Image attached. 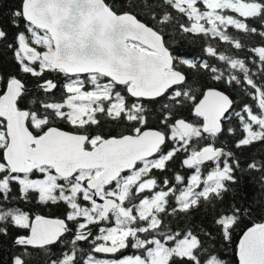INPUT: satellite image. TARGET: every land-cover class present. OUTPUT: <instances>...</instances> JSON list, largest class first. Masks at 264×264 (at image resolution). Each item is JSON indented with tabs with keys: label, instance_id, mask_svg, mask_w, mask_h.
<instances>
[{
	"label": "water",
	"instance_id": "water-1",
	"mask_svg": "<svg viewBox=\"0 0 264 264\" xmlns=\"http://www.w3.org/2000/svg\"><path fill=\"white\" fill-rule=\"evenodd\" d=\"M22 15L32 28L46 32L52 50L39 51L29 45L20 47L23 58L39 60L65 76L99 75L116 86H125L135 100L157 99L185 82V74L173 67L178 57L165 46L161 34L129 12L115 13L103 0H23ZM133 42L146 50L129 45ZM48 87L54 85L49 82ZM20 84L13 79L7 93L0 97V117L6 119L8 136L3 149L4 165L16 176L29 174L34 166L46 167L59 179H71L80 170H101L86 182L92 201L102 207L105 218L117 206L113 198H101L95 191L133 170L136 164L159 154L167 136L154 128L136 134L108 137L91 150L84 147L87 136L56 126L34 135L28 126L29 113L16 103ZM232 99L218 88L206 89L193 107L201 118L200 131L216 136L230 113ZM264 112V104L261 105ZM174 127L188 135L192 125L178 119ZM222 148L205 145L192 155L195 165L216 160ZM67 231L64 220L38 216L31 222L26 244H47ZM86 237V234H78ZM122 245H101V251H115ZM242 264H264V223L248 228L236 246V259Z\"/></svg>",
	"mask_w": 264,
	"mask_h": 264
},
{
	"label": "snow or ice",
	"instance_id": "snow-or-ice-1",
	"mask_svg": "<svg viewBox=\"0 0 264 264\" xmlns=\"http://www.w3.org/2000/svg\"><path fill=\"white\" fill-rule=\"evenodd\" d=\"M165 2L167 3L169 0H165ZM261 2L264 3V0ZM20 5V7L12 6L6 11H0V44L6 48V52L0 54V97L7 93L10 81L15 79L19 82L21 89L16 100L18 107L28 110L30 116L32 112L39 115L57 93H62L67 77H62L60 73H56L54 70L41 68L42 62L39 60H29L27 56L21 59L17 55L21 51L18 42L21 35L29 37L27 40L29 44L34 43L31 34L25 27L26 22L22 15L23 0H20ZM128 6H134V0H128ZM138 6L142 8V15L148 16L151 20L157 19L156 14L151 12V9L157 5H150L149 0H140ZM4 7V0H0V9ZM158 23L167 24V18L158 21ZM160 31L162 39L170 46L171 52L176 57H197V50L191 46L192 41L188 39L189 33L183 29L177 32L174 27L168 29L163 26ZM38 47L42 48L43 45ZM212 71L214 72L215 69ZM212 78L219 83L215 77ZM185 80L188 81L186 91L181 95L187 100L188 94L199 93L201 87L198 78L195 76H186ZM49 82L54 87L49 88ZM168 99L174 103H160L159 99L145 100V104L150 105L149 108L145 109V112H153L150 119L167 126L169 133H171L174 125L172 113L182 107V104L180 96H168ZM190 115L195 116V113H190ZM236 116L242 117L243 113L238 109ZM179 118L183 119L184 117ZM106 119L115 121L117 118L109 116ZM145 120L147 122V116ZM98 123L103 126L101 121ZM240 123L243 124V119L240 120ZM6 124V119L0 117V129L6 128ZM29 127H31L30 122ZM228 128L229 126L226 125L225 129ZM239 131L240 137L233 141L231 151L222 153L219 159L202 162L206 166L228 168L231 179L223 181V187L210 194L209 197H200V200L187 210L189 212L199 210L197 215L186 216L182 221L163 225L167 230L150 233L144 238L145 242H133L134 237H130L124 247L111 252L101 251L95 247L97 242H104L100 237H97L96 240H89L88 237H85L83 241H79L72 235L76 230L73 220L78 219V217L70 216L72 208L67 201L61 199L41 200L39 192L34 189H30L29 194H22L19 183L9 180L7 196L5 190L0 188V242L8 241L7 247L4 249L8 253L7 259L0 258V264H29L30 261L37 260H39V264H91L92 261H95L96 264H104L108 260L119 261L126 257L135 258L137 256L147 261L151 256L149 250L159 247L160 244L167 246L168 250L172 252L168 264H227L221 258L226 253L220 249L222 245L231 243V236L225 235L223 231H221L220 236H217L212 226L223 229L224 222L231 221L232 227L235 228L238 226V221L247 219V226L241 230L236 241V244L239 245L248 227H251L253 223L264 222V148L257 147L261 143L260 141L241 145L238 140L243 138V127ZM4 134L6 137L8 136L7 131ZM227 135L236 137V132L227 131ZM171 139L169 136V143L164 145L165 153L173 146L170 142ZM212 142L215 143V136H212ZM227 143L228 141L225 140L224 144ZM186 147L185 149L177 148V152L184 151L186 155ZM3 162H5L3 148H0V163ZM168 163L170 164L171 161ZM179 167L191 169L194 166H185L181 161ZM157 171L162 172L165 169H158ZM7 173L8 169L0 171V180H3ZM12 174L16 175V173ZM36 175L41 174L34 170L32 176ZM167 179L165 176L164 181L166 182ZM175 182L181 183L179 180ZM165 187H167V183H165ZM209 213H211V225L203 222ZM21 215L28 217L29 223L27 225L16 223L17 217ZM36 216L64 220L67 231L61 232L56 239L50 240L46 245L23 243L20 238L30 235L31 221ZM197 221L200 222L197 223ZM97 231L103 230L97 229L90 235H96ZM151 236H155L156 239H151ZM65 237L68 238L65 239ZM188 238L196 241L191 254L187 256L177 255L174 251L175 246L182 239ZM77 244H80V247H76ZM0 247H3L2 243H0ZM13 249L16 251H12ZM34 253H38V255ZM236 264H242V261L237 258Z\"/></svg>",
	"mask_w": 264,
	"mask_h": 264
},
{
	"label": "trees",
	"instance_id": "trees-1",
	"mask_svg": "<svg viewBox=\"0 0 264 264\" xmlns=\"http://www.w3.org/2000/svg\"><path fill=\"white\" fill-rule=\"evenodd\" d=\"M103 1L115 13L129 12L133 14L138 20L152 27L159 34H161V36L162 33L160 28L162 26L168 29L174 27L177 32L183 29L186 33L190 34L188 39L192 41L191 46L197 50L196 58H180L184 61L190 60L191 63L189 65H184L178 61H174L173 67L182 71L185 74V77H197L198 82L200 83L201 91L199 93L188 94V99L185 100L184 96L181 95L186 91L188 81L185 80L181 86H178L167 92L164 96L157 98L160 100V103L172 104L174 102L169 100L168 96H180L182 107L172 113L173 120L175 122L180 119L179 117H184L183 119L192 125V130L189 133L188 139H185L184 141L171 139L170 142L173 146L167 152L168 156L167 153L164 152V146L161 148L159 152L160 155L166 154V160L164 161L162 168L165 169V171L161 172L157 171L158 169H151L145 175V178L152 179L156 186L161 187L164 185L162 189L164 191L168 190V193L165 198L164 209L160 211L158 216L155 218L157 224L149 226L151 228L146 229L145 232H137L136 242H141L144 241V238L149 236L150 233L167 230L163 227V225H167L169 223L174 224L176 221L184 220L186 216L197 215L199 210L192 212L187 210L192 208L200 200V197H209L210 194L223 187V181L231 179L229 169L224 168L227 171V175L221 179L220 184L218 182L216 187L206 191L207 193L198 194L195 196L194 200L186 205V207H183L182 202H184V200L182 193L187 190V183L190 177L199 173L198 177L200 182H202L208 177V175H211L216 169H219V167H212L211 165L206 166L204 164L201 166L193 165L194 167L191 169H184L179 167L181 161H183L185 166L190 165L188 160L192 158V155L195 152L200 150L205 145L222 148V153L231 151L233 141L240 137L239 130L241 127L244 129L243 138L238 140L241 145H247L254 141H260L261 143L257 145V147L264 148V112L261 109V105L264 104V3H262L261 0H239L241 4L255 6V11L252 14H241L235 10L226 9L222 11V13L223 15H228L232 18L229 23L225 22L218 26L205 24L201 29H195L192 26V18L189 17L186 10H182L176 4L175 0H169L167 3L165 0H149L150 5H157L155 8L151 9V12L156 14V20H151L148 16L142 15V8L138 6L140 5V0H134V6L132 7L128 6V0ZM4 4L5 7L0 9V11H6L12 6H21L20 0H4ZM165 18H167V24L161 25V23H158V21H163ZM25 27L29 30L31 26L25 23ZM28 39L29 37L21 35L18 41L19 47L21 43L36 47L34 44H29L27 42ZM164 44L170 50V46L167 45L165 41ZM37 49L41 51L40 47ZM4 52H6V48L0 44V54H3ZM172 55L174 54L172 53ZM46 69L50 68L46 67ZM212 69H215V71L213 72ZM28 70L31 71V69ZM55 72L60 73L62 77H65L61 71L57 70ZM66 77L68 82L70 77ZM212 77L219 80V83H217ZM97 79L102 82L109 81L101 76H97ZM110 85L113 87L111 92L114 94V96L110 97L111 101H121L122 106L118 111L108 112L107 101H103L104 108L101 111L96 112L93 118L89 120L90 122L101 121L103 126H101L100 123L93 125L91 128L93 132H99L103 136H119L123 134H133L136 129L142 130L144 128H154L169 137V134L171 133H169L168 127L152 121L150 117L153 115V112H145V109L150 107L149 104H145V100H135L129 97L126 93L125 86H116L112 83H110ZM208 88H218L224 91L233 101L230 113L222 122V131L215 136V143L212 142V135L202 133L200 131L201 118L190 115V113H193L194 105L200 99L203 92ZM84 89H86V87H84ZM69 95L70 92L67 90L65 85L62 93H57L55 98L47 103L41 114L38 115L36 112H32L31 116L29 115L28 126L29 122L31 123L34 119H38L40 121L38 126H34L31 123V127L29 128L33 134L38 135L49 126H56L70 132H82V129H84L83 127L73 126L69 123V120L66 119L67 114L65 113L66 110L63 108V105L67 101ZM238 109L243 113V116L239 118L236 116ZM27 112L29 113L28 110ZM109 116L116 117L117 119L115 121L106 119V117ZM146 116L148 117L147 122L145 120ZM252 117L256 118V120L253 121ZM241 119H243L242 125L240 123ZM226 125L229 126L227 130L225 129ZM248 128L251 130V133L256 135L255 138L250 141H247ZM174 129L175 127L173 125V130ZM227 131H235L236 137H229L227 135ZM225 140L228 141L227 144H224ZM166 143H169L168 138ZM185 147L187 153L186 155L184 151L177 152V148L185 149ZM0 148L4 149V147ZM169 161H171L170 164L168 163ZM4 169H7V167L4 166L3 170ZM34 170L36 173L41 174L37 172L36 169H33L25 177H28L33 181L38 180L42 174L32 176ZM165 176L168 178L166 182L164 181ZM9 180H14L19 183L22 194H29V190L34 189L29 185L21 184L18 181L17 176L11 174L8 170L5 178L0 180V188L5 190L6 196L9 188ZM177 180L181 181V183L177 184L175 182ZM71 182L72 180L69 179H58V184L69 185ZM165 183H167V187H165ZM210 183H212L211 179L207 180L206 184L203 182V184L200 185V188L204 185L206 189ZM127 187V191H130L129 188L131 185H128ZM62 190V195L58 194L59 189L56 188L55 191L48 194L47 197L42 196L39 190L37 191L39 192V198L41 200L61 199L67 201L68 203L71 202L77 205L82 204V200L79 195L73 196L66 188H62ZM196 191L197 189L195 192ZM130 195L131 194L129 192L126 193V203H130V201L127 200ZM25 198H27V196H25ZM176 201H179V203H176ZM32 207L35 206L32 205ZM233 219L235 218L233 217ZM199 222L200 221H197V223ZM203 222L211 225V213L208 214L207 218L203 219ZM261 223L264 222L253 223V225ZM111 226L112 222H109L108 224H105L104 227ZM138 226L146 227V223L138 222L136 227L138 228ZM245 226H247V219H241L238 221V226L235 228L232 227L231 221H225L223 229H217L215 226H212L217 236H220L221 231H223L225 235L231 236V243L228 245H222L220 249L222 252L226 253L221 258L225 260L227 264H236L237 262L236 241L240 236L241 230ZM149 227L147 226V228ZM66 238L67 237H65V239ZM150 238L156 239L155 236H151ZM190 239L194 241L195 245V239ZM0 243L3 244V247H0V258L6 260L8 253L4 249L7 247L8 241L5 240ZM76 247H80V244H77ZM192 248L188 253L183 254L177 253L175 248L174 251L177 255L187 256L191 254ZM12 251L16 250L13 249ZM233 253H235V255H233ZM34 254L38 255V253ZM171 255L172 252L167 255V264ZM29 264H39V260L30 261Z\"/></svg>",
	"mask_w": 264,
	"mask_h": 264
},
{
	"label": "rangeland",
	"instance_id": "rangeland-1",
	"mask_svg": "<svg viewBox=\"0 0 264 264\" xmlns=\"http://www.w3.org/2000/svg\"><path fill=\"white\" fill-rule=\"evenodd\" d=\"M176 4L183 10H186L189 17L192 18V26L195 29H201L205 24H212V25H221L225 22L229 23L232 18L228 15H223L222 11L228 10H235L241 14H252L255 11V6L253 5H245L241 4L239 0H175ZM29 33L31 34V39L33 40V44L38 48L39 45H43L41 51H50L52 50V43L47 35L46 32L36 30L32 27L29 28ZM22 45H28L25 43H21ZM129 45L135 46L140 50H146L143 47L139 46L136 43L129 42ZM31 46V45H29ZM33 47V46H31ZM34 47L35 49H37ZM38 50V49H37ZM17 55L24 59L21 51L17 53ZM179 63L183 64H190L191 61H184L181 60L179 57L177 58ZM41 68L49 67L46 63L41 61ZM84 77V76H83ZM84 79L81 77H71L70 80L65 84L67 90L70 92V95L63 105L66 110V119L69 120V123L73 126H81L84 122L89 121L96 112L101 111L104 108L103 101H107V111L114 112L121 108L122 103L121 101L115 102L111 101L110 97L114 96L111 92L112 86L110 85V81L102 82L97 79V75H86ZM113 84V83H112ZM114 85V84H113ZM86 87V89H84ZM110 99V100H109ZM62 108V107H61ZM253 121L256 118H253ZM263 121V120H261ZM40 121L38 119L32 120V124L34 126H38ZM140 130L136 129L133 134L138 133ZM247 141L253 140L255 138V134L251 133V130L248 128L247 130ZM172 140H185L188 139V135H184L180 133L176 128L169 134ZM98 141L94 139L92 141V145L94 142ZM6 145V137L3 130H0V147H5ZM168 156V153H167ZM166 160V154L160 155V153L153 157L152 159H148L139 169H136L134 172H127L129 174L123 175L119 180L116 182L115 187L116 190L112 191L111 188H108L105 192L103 190L97 191L96 195L99 197H103L105 193L111 194L114 197H118L119 200H124L127 193V186L134 184L137 182L139 184V190L142 189H152L154 187V182L151 179L145 178L143 174L144 171H149L151 167L162 165ZM190 165H195L192 161V158L189 160ZM4 164H0V170H3ZM37 172L41 173L42 176L33 181L27 175L17 176L18 181L21 184L29 185L34 189L39 190L40 194L44 197H47L48 194H51L55 191L56 188L59 189L58 194L62 195L63 190L62 188H66L70 191L73 196L79 195L82 202L86 201L87 199L91 200L92 198L89 197L90 190L86 186V182L92 178L97 177L99 174L95 171L97 170H83L79 171L75 174V176L69 180H72L71 184L64 185L58 184L57 180L58 177L46 167H39L36 169ZM227 175V171L224 168L216 169L211 175H208L203 182L207 183V180L211 179L212 183L206 187V191L215 188L217 182L221 180L224 176ZM200 180L199 177L195 174L190 177L187 183V190L182 193V197L184 202H182V206L186 207L192 200H194L196 195V188L198 187ZM110 190L109 192H107ZM162 192V191H161ZM156 193L155 199L153 202L148 200H143L141 205L143 208H140L138 212V218L135 217L134 214L131 213V210H127V207H121L118 212L116 213L114 219L112 220L111 227H103L100 228L103 231H100L98 236L102 238L104 242L108 241L112 244H120L124 243L125 245L128 243V237H134V241L136 242L137 239V232H145L147 227H136L138 222L146 220L149 215V211L145 209L144 206L150 208L154 203L158 205V207L163 206L165 202V197L163 193ZM195 194V195H194ZM148 202V203H147ZM146 203V204H145ZM71 207L74 208V215L71 217L77 216H88L95 221L94 215L91 216L89 212H84L82 206L79 204L69 203ZM83 213H82V210ZM153 214V213H152ZM90 215V216H89ZM125 216H129L127 219ZM154 218V215H152ZM154 224L156 225L157 221L153 219ZM145 242V241H141ZM194 241L190 238L182 239L179 244L175 246L177 253H188L190 249L193 247ZM151 252L150 258L145 261L141 257L137 256L135 258L126 257L123 260H108L105 261L104 264H167L166 259L167 255L170 253L167 246L160 244L159 247L153 248L149 250ZM91 264H96V262H91Z\"/></svg>",
	"mask_w": 264,
	"mask_h": 264
},
{
	"label": "flooded vegetation",
	"instance_id": "flooded-vegetation-1",
	"mask_svg": "<svg viewBox=\"0 0 264 264\" xmlns=\"http://www.w3.org/2000/svg\"><path fill=\"white\" fill-rule=\"evenodd\" d=\"M37 48V47H36ZM183 64V63H181ZM184 65H189V64H184ZM99 76V75H97ZM75 77H81L82 79H86L87 77H83V76H75ZM71 78V77H70ZM118 111V110H117ZM29 120V119H28ZM32 123V121H31ZM98 124V122H90V121H86L84 122L81 126L79 127H83L84 129H82V132H75V133H81V134H85L87 136V142L85 143L84 147L88 150H91L97 143H99L100 141L108 138V137H111V136H115V135H107V136H103L101 135L99 132H93L91 130L92 126L93 125H96ZM4 131L5 133V128L1 129ZM35 135V134H34ZM39 135V134H38ZM124 135V134H123ZM119 136H122V135H119ZM119 136H116V137H119ZM6 137V136H5ZM94 139H97L98 141H95L94 142V145H92V141ZM6 143H7V138H6ZM160 152V151H159ZM157 156V155H156ZM152 159V158H151ZM147 160H143V161H140L136 164L135 168L133 170H130L128 172H134L136 171V169H139ZM201 166V165H200ZM39 168L38 166H34L33 169H37ZM163 168V164L162 165H158V166H153L150 168L151 169H162ZM32 169V170H33ZM51 170V169H50ZM98 174L101 173V170L99 169H96ZM149 170V171H150ZM80 171H83V170H80ZM149 171H144V175L146 173H148ZM79 172V171H78ZM77 172V173H78ZM126 174H129L127 172L125 173H122L121 174V177L123 175H126ZM27 175V174H26ZM195 175V174H194ZM197 176H199V173L196 174ZM22 176V175H21ZM120 177V178H121ZM59 179V178H58ZM119 180L116 179L114 182L108 184V185H100L99 188H97V191L98 189L99 190H103L104 192L108 189V188H111L110 190H116V187H115V184L116 182ZM152 180V179H151ZM153 181V180H152ZM58 182V180H57ZM154 182V181H153ZM219 184L221 182V180L218 181ZM202 184V182H199L198 184V187L196 188L197 191H196V195L198 194H201V193H207L206 190H205V187L204 185L200 188V185ZM218 184V183H217ZM164 186V185H163ZM163 186H156L154 184V187L150 190L148 189H142V190H139V184H137V182H135L134 184H131V187L129 188L130 191L128 190L127 193L129 192L131 195L129 198H127V200L130 201V203H126V196L124 200H119L118 197H114L113 195L111 194H108V193H105L103 195V197L101 198H113L116 200L117 202V206L112 209L109 214L105 217V218H102L101 216V212H102V207L101 206H98V205H95L91 200L87 199L86 201L82 202V204H80L82 206V209L84 210V212H89V214L94 215L95 217V221H92V219L88 216H77L78 219H74L73 220V224L76 226V230H75V233H73L72 235L79 241H83L84 237H79L77 236L78 234H86V237L89 238V240H96L98 236V234L100 233V231H97L96 232V235H90V233L96 231L97 229H100V228H103L105 226V224H108L109 222H112V220L114 219L116 213L118 212V210L123 207H127V210H131V213L135 215V217L138 216V212L140 208H143V206L141 205V202L143 200H148V201H152L153 202V199H155V194L156 193H163L164 197L166 198V195L168 193V190L164 191L162 189ZM110 190H108L107 192H109ZM97 191H95V193H97ZM195 195V194H194ZM89 197H93V193L92 192H89ZM148 203V202H147ZM146 204V203H145ZM165 204V202H164ZM164 206H160L158 207V205L156 203H154V205H152L150 208H148L147 206H144L145 209H147L149 211V215H148V218L146 220H143L141 222H144L146 223V227L148 226H152V224H154L153 222V219L155 220V218L158 216V213L160 211H162L164 209ZM178 207H179V204H178ZM72 208V211L70 213V216H73L74 215V208ZM81 209V210H82ZM83 210H82V213H83ZM153 213V214H152ZM137 215V216H136ZM154 215V218L153 216ZM90 216V215H89ZM38 217V216H36ZM77 217H74V218H77ZM126 219L129 217V216H125ZM138 218V217H137ZM33 221V220H32ZM31 221V222H32ZM156 221V220H155ZM16 223L18 224H21V225H27L29 223V220H28V217L27 216H18L17 219H16ZM151 227H149L148 229H150ZM68 238V237H67ZM66 238V239H67ZM103 241V240H102ZM107 243L105 242H97L95 244V247L98 248L99 246L101 245H109V246H118V245H122V247L125 246L124 243H120V244H112L108 241H106ZM70 255H71V252H70ZM92 262H95V261H92Z\"/></svg>",
	"mask_w": 264,
	"mask_h": 264
}]
</instances>
